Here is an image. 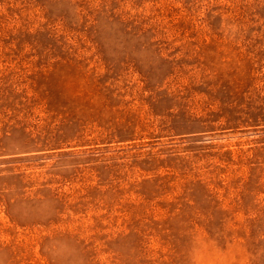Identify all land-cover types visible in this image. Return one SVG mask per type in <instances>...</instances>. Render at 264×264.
Listing matches in <instances>:
<instances>
[{"label":"rangeland","instance_id":"obj_1","mask_svg":"<svg viewBox=\"0 0 264 264\" xmlns=\"http://www.w3.org/2000/svg\"><path fill=\"white\" fill-rule=\"evenodd\" d=\"M0 264H264V0H0Z\"/></svg>","mask_w":264,"mask_h":264}]
</instances>
